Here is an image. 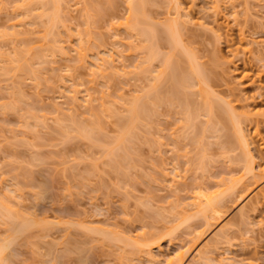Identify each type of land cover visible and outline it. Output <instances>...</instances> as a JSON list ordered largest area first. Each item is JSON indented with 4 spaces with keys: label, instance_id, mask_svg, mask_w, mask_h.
<instances>
[{
    "label": "rangeland",
    "instance_id": "1",
    "mask_svg": "<svg viewBox=\"0 0 264 264\" xmlns=\"http://www.w3.org/2000/svg\"><path fill=\"white\" fill-rule=\"evenodd\" d=\"M46 1L0 0V203L9 205L11 212H14L13 216L17 215L16 218L12 216L14 219L12 221H17L19 224V221L21 223L27 219L34 224L23 234H26L28 239L25 240V236L20 235L15 243L5 250L7 251L5 262L0 260V264H121L122 262L125 264L131 261L132 264H150L151 262L144 257L146 254L142 255L149 249L158 256V259L163 260L165 256L174 254L173 252L182 246V243L183 245H187L186 242L191 243L190 238L195 233L192 229L196 231L199 227L202 228V217L198 214L201 218L194 215L192 202L189 203L193 201L191 194H195V190L204 185L209 186L208 191L210 188L213 191L217 190L220 186L219 189L224 188V185L227 186L225 182H230L226 178L239 176L242 171L244 172L245 165L249 164V161L245 160V155L241 154L243 152L238 148V142L234 140L236 136L232 121L224 119L223 123H220L212 119L210 128L213 130L217 126L216 130L210 131L208 127L210 132L205 131L208 129H205L203 124L207 116L203 118L204 111L201 110L199 113L202 112L203 115H198L199 117L196 115L195 125L190 121L191 125L188 122L190 128L185 127L187 121H183L184 116L181 113L185 114V111H182L185 107L183 106L185 95L181 93L182 98L180 94L177 97L173 96L180 102L175 103V99L172 98L171 106L170 101L166 99L164 101L167 103L163 101L162 106L158 102L160 107L157 103L158 110L154 108L157 104L152 106L154 110L147 104V108L151 110L148 112L152 115H148L149 120L145 118L146 110L145 114H141L144 118L139 117L142 121L137 119L138 123L135 119L131 124L130 135L127 137L128 131L122 136L120 131L122 122L124 121V125L125 120L127 121L126 117L128 118L130 114L126 108L132 104L130 102L132 98L135 99V94L140 96L149 91L151 87L148 88L150 86L148 82H152L156 73H159L157 78L163 77L162 75L165 78L164 81L163 78L159 81L154 79L155 83L159 82L158 84L161 85L167 83L168 75L167 72L163 74L165 71L162 70L161 55H165L168 50L167 53H170V49H167L170 45H166L169 40L160 28L163 29L161 24L168 18L169 21L178 19L177 16L180 14L173 18L176 15L174 1L147 0L148 3L142 5L143 7L145 5V9H142L145 10L143 12L147 17L145 19L151 18V20L146 26L147 22H145V27H141L148 29L152 24L156 27L154 30L158 39L153 46L157 52L160 50L159 54L161 53L155 56H161V60L155 57L152 60L150 55L149 61L153 62L151 65L142 64L141 59L147 51H150L147 48L151 47V42H154L153 31L147 32V38L151 34L148 40L151 42L146 43L149 46L146 47L143 45L145 41L147 42L145 37H139L138 32L141 27L135 29L124 27L130 20L129 17L126 21L129 5L124 3L125 0H55L54 2H58L54 3L53 7L50 1V4H46ZM219 1L221 3L216 2L220 5L219 7L217 5V11L214 8V0H180L183 6L180 11L183 10L184 12L181 13L185 15L181 19L179 17L180 23L183 22L182 20L186 23L187 15L192 18H188L186 27L180 26V31L183 29L180 35L186 44L184 46L187 50L191 49V53L195 52L193 54L197 55L196 61L200 62L197 63L205 67L202 69L205 70L203 78L204 75L206 79L209 76L206 81L210 80L211 88L220 94H218L220 100L217 94L216 98L211 97L216 99L213 100L216 101L215 105L220 103L218 106L225 108L221 101L224 99V102L228 101L229 106L235 107L239 112L252 108L253 111L261 112V115L264 112V0ZM49 12L53 17L48 16ZM179 19L176 21L179 22ZM152 21L160 22L156 25L160 24L161 27L159 28ZM142 35L144 36L145 33ZM240 36L245 37L241 38L247 39L250 45L255 43L250 46L253 49L248 50H253L252 54L246 49L244 53V48L248 47L245 43V46L242 44L243 50L239 45V50H242L240 52L238 50L239 53L234 50ZM58 47L62 48V52ZM180 49L178 48L180 51L178 53H182ZM178 53H175V57L179 55ZM107 54L110 58L105 56V59L108 57L114 61L111 60L113 64L108 59L102 61V63H110L108 66L106 64L103 66L97 56L104 58L103 55ZM146 57L149 56L146 54ZM185 60H187L186 56L185 59L181 57L178 62L179 64L184 62L180 65L187 71L188 65ZM96 64H99L100 68L99 65L96 67ZM140 69L146 74H141ZM156 70H162L163 73ZM196 81L197 79L193 80V83ZM196 83L195 86H198ZM197 86L193 87L196 91ZM201 93L199 95L195 93L194 98H190L192 104H203L205 93ZM71 94L75 95L77 101L75 97H71ZM186 95L189 97L187 92ZM196 95L198 97L203 95V98H198ZM73 98L75 100H71ZM83 101H89L92 106H86L89 107L86 109L85 104L89 103ZM80 103L84 106L82 104L80 106ZM73 104H75L74 108L71 107ZM150 104L152 103L149 102ZM115 113L118 115L116 116ZM93 120L100 126H98L99 132L97 128L90 131L89 126H92L90 123ZM260 122L257 123L259 125L257 130L254 129L257 125L253 124V120L250 125L246 124V128L249 126L250 134H253L254 130L258 132L254 137L257 141L254 140L253 152L257 159L255 162L264 166V121ZM79 124L83 125L79 126ZM67 126L70 128L68 129ZM81 126L89 129L86 131L87 134L96 131L104 136L101 134V137L96 132L93 136L90 133L91 137H97L92 142V139L87 137L89 135L82 134L86 132H80ZM193 126H195L194 131ZM197 127L201 131H195ZM75 128H78L79 133ZM201 128L205 133H202ZM64 129L69 135L64 133ZM122 133H124L123 128ZM120 134L126 137L123 138L126 142L122 140L124 150L122 143L116 144L119 152L117 156L115 154L113 156L117 159L112 156L111 159L107 151L111 152L108 150L110 148L113 152L116 151L113 147ZM117 136L118 138L112 140ZM196 136L204 138V141L198 139L203 143L202 146L196 141ZM130 137L132 139H128ZM191 137L193 139L195 137V142ZM230 140L233 141L230 143ZM129 142H132L131 145ZM107 158L112 162L115 160V163L117 160L118 164H116L120 169L116 164L118 169L107 165L110 161ZM120 159L124 162L122 163ZM127 162L129 166L125 167ZM117 170L123 173L116 172ZM247 177H245L247 181L244 182L253 186L246 197L239 203H236L235 198L229 200L231 203L226 202L225 215L194 244L193 249L204 246L221 227L231 222L228 225L234 227L230 232V240L224 243L226 245L218 247L219 251L216 249L215 253L213 252L214 263L211 261L210 264H264V201L259 204L256 211L253 210L255 212L248 211L250 223L247 219L245 221L247 223L243 224L239 221L238 215L240 207L247 205V208L244 207L247 211L250 201L253 202V197L264 187V176L257 177L256 183H252V177ZM220 182L224 185H220ZM212 190L210 192H213ZM181 200L183 202L189 200V204L184 202L188 207L183 208V206L177 210L180 206H175V202L181 205L183 203ZM0 210L3 211L1 205ZM184 211L185 215H183ZM1 213L3 215V212ZM190 214L193 216L189 218ZM2 215L0 214V240L1 238L3 240L0 243L11 237L10 229L6 228L14 223ZM186 215L189 219H186ZM174 216L180 217L181 221ZM181 217L186 220L182 222ZM86 225L108 230L110 234L116 235L114 236L116 239H111L112 234L111 238L106 237L107 235L104 238L96 231L92 233L87 230ZM10 227L13 230L14 225ZM93 229L99 228L93 227ZM188 232L190 235L187 234ZM117 235L121 236V240L118 238L120 241H116ZM126 235L131 236L130 242L128 239V242L126 241L128 238ZM123 236L126 238L124 239ZM133 239H136L133 242L137 245L133 244ZM146 243L149 245H143ZM133 246H136L132 249L136 252L141 246L138 251L142 249L145 251H141V255L140 252L137 253L139 255L133 256L132 253L127 255L126 253ZM122 254L128 257L125 256V259Z\"/></svg>",
    "mask_w": 264,
    "mask_h": 264
},
{
    "label": "bare ground",
    "instance_id": "2",
    "mask_svg": "<svg viewBox=\"0 0 264 264\" xmlns=\"http://www.w3.org/2000/svg\"><path fill=\"white\" fill-rule=\"evenodd\" d=\"M44 1H46V0H44ZM48 1V2H47ZM45 3L47 4V3H49V1H50V3H51V6L53 7L54 5V3L55 4H57V2H54L55 0H47ZM148 1H150V0H148ZM148 1L147 0H125L124 1V3H128L127 5H129L128 7H129V15L127 14V18H126V21L128 20V18L130 17V20L133 22H131L130 20H129V22H126V24H125V26L124 27H126L127 28V26L129 27V28H127V29H130V28H132V29H135V27H141V26H143V27H145L147 24H148V22L151 20V18H150V20H149V18L148 19H145V17L146 16H144L145 15V13H143L144 11L142 10L144 7H145V5H144V7L142 6L144 3H148ZM174 1V5H175V7H174V9H175V11L176 12H174V14L176 13V15H174V17L173 18H175L176 16H177V14H182L183 15V13H181V11L182 12H184L183 10H181L180 11V9H181V7H183V6H181L182 4H181V2H180V0L178 1V0H173ZM214 2H215V6H214V8H216L215 10H217V8L220 6L219 4H217L218 2H220L219 0H214ZM217 2V3H216ZM42 3H44V2H42ZM49 3V4H50ZM221 3V2H220ZM213 4V3H212ZM173 5V6H174ZM217 5H218V7H217ZM47 6V5H46ZM172 6V5H171ZM43 7H45L44 5H43ZM57 7V6H56ZM49 8V7H48ZM53 9V8H52ZM145 9V8H144ZM183 9V8H182ZM51 10V9H50ZM214 10V9H213ZM47 11H48V9H47ZM187 11V10H186ZM218 11V10H217ZM217 11H215V12H217ZM43 12H45L44 10H43ZM180 12V13H179ZM128 13V12H127ZM186 14L188 13V12H185ZM184 13V14H185ZM47 14V13H46ZM49 14L50 15H48L49 17L50 16H52V14L49 12ZM55 14V13H54ZM147 15V14H146ZM180 15H178L177 17H178V19H179V17H180V19H181V17H184L185 15H183V16H180ZM189 15H187L185 18V20H187L186 21V23L184 22V20H182L183 22L182 23H180L181 22V20L179 21V22H177L178 21V19L176 18V19H173V20H170L169 21V18H168V20L165 22V23H163V24H161V25H163V29H162V27L160 26V24L159 25H156L157 23H160V22H156L155 23V21L153 22L156 26H158L160 29H161V31H163V33L164 34H166L165 35V37L167 36V38H168V40H169V43L167 44V42H166V45H170L167 49H170V53H167V52H169V50L167 51V52H165V55L163 54V55H161L160 57L161 58H163L162 60H161V58L160 57H155V56H158V54H159V52H160V50H159V52H157L156 51V49H155V47L153 46V45H155L156 44V39H158V38H156V36L157 35H155V26L152 24V26L150 25H148L149 27H148V29L147 28H143L142 29V27L139 29L140 30V32H138L139 33V37L140 36H142L143 38L145 37V39L147 40V42L145 41L144 43L145 44H143V45H145L146 47H149L148 46V44L146 45V43H150L148 40L150 39V36H151V34H149L150 36H148V38H147V32L149 33H151V31H153L152 32V38H153V36H154V38H153V40L152 41H154V42H151V47L150 48H147V49H150V51H147L148 53L149 52H151V53H145V56L144 57H146V54L149 56V57H146L145 59H144V57H143V59H141V60H145V61H147V58H149L148 59V61L150 60V55H151V58H153V57H155V58H160V60H161V64L163 65H160V66H162L163 67V71H165V73H163V71L162 70H160V71H157L156 70V72H161L162 71V73L163 74H166V72H167V75L168 76H166L167 78H166V80H167V83L166 84H164L163 83V81H164V78H165V76L164 75H162L163 77H158L157 78V75L159 74H157L156 73V77H154V75H152L153 77H154V79H158V81L159 80H161L162 78H163V81H162V83L164 84H162L161 85V83L160 84H158V83H155L153 80L154 79H152V82L151 83H149L148 82V84L150 85L148 88H150V90L149 91H146V93H144V94H141L140 96H137V94H135V99L133 100V98L131 99V102L130 103H132V104H130V105H128V108H126L127 109V111H129V116H128V113H126L127 114V116H128V118L126 117V119H127V121L125 120V124L123 125V122H122V125H123V127H122V125H121V129H120V131H121V134H122V136H125L126 135V133L128 132V135H127V137L130 135L129 133H130V127H131V124L133 123V122H135L134 120L136 119V121H137V119L139 120V121H142L139 117L141 116V114L143 113V114H145V112H146V110H147V115L145 116V118L147 117V119L149 120V118H148V115H150V113L148 112V111H151V110H149L147 107L148 106H150V108H152L153 110H154V108L156 109V110H158L157 108H158V104L160 103L161 104V106L163 105V101H164V99H166V100H168V102L170 103L169 105L171 106V99L172 98H174L173 96H176L177 97V95H181V93L183 94V95H185L183 98H184V103H183V106L185 105V107H183V110L182 111H185V114H183V112H181V110H180V112L182 113V115L184 116L183 117V121H187L186 122V124H185V122L183 123V124H185V127L187 126H189V124L191 123V122H194L196 119L195 118H197V116L199 115V116H201V115H203V114H201L203 111V113H204V115H203V118H204V116H207L206 118H207V121H206V118H205V123L203 124V125H205V129H208V127H209V129H211L210 131H213V130H216L215 128H217V126L215 127V128H213V130H212V128H210V126H211V122H212V119L214 120H217V121H220V123L222 122L223 123V121L222 120H224V119H226V121L227 120H230V122L233 124L232 126L234 127V129H235V139L234 140H236V142H238V148H240L241 150H242V152L243 153H241V154H244L245 155V157L247 158H245V157H243V158H245V160H248L249 162V164H246L244 167H245V170H244V174L241 172V174L238 176L237 175V177H236V175L235 176H228L229 178H226L227 180L229 179L230 180V182H225V183H227V186H225L224 185V183L222 184L221 182L219 183L220 185L222 184V185H224L223 187L224 188H222V189H217V190H212L211 188H210V190L208 191L207 189H208V187L206 186V185H204L203 187L202 186H199L195 191L196 192H194L195 194H191V196H193V197H191V200H193V201H189V203L190 202H192L191 204L193 205V206H191V207H193V209H194V215L196 216L197 214L199 215V216H201L202 217V219H203V222L202 221H200V223L202 222L203 224H202V228L201 227H199L196 231H194L193 229H192V231L193 232H195L194 233V235H193V233H192V231H191V229H190V232L192 233V235H193V237H191L190 238V244H188L187 242H186V244L187 245H183V243H182V246H179L178 247V249H176V251H174L173 253L174 254H172V255H168V256H165V258H162L163 260H160V258L158 259V256H156L154 253H152L151 251L152 250H147L145 253H143L142 254V252L141 251H145V249H142L141 251H138V250H140L141 248H142V246L141 247H138V250H137V252L135 251V250H132L134 247H136V246H133L132 248H130L131 250H132V252H130L129 250H128V252L126 253L127 255H129V253H132L133 254V256L135 255V254H137V253H139L140 255L142 254V255H144V254H146L144 257H146V259H147V261H149V262H151V263H153V264H210V262L212 261V259H214V257H215V255H213L215 252L214 251H216V249H218V247H220L221 245H223L224 243H226V242H228V240H230V232H231V230L233 229L232 227H234L233 225H228V224H231V222L230 223H227L225 226H223V228L221 227L220 228V230H219V232H217V233H215V235H213L214 237H211L210 239H211V241L209 242V241H207V243L204 245V246H202L201 245V247H199V248H196V249H193V247H194V244L196 243V242H198V239L199 238H201L202 236H203V234H206L207 233V231H209V229L213 226V224H216V222L218 221V220H220L221 219V217L223 216V215H225V213H224V211L226 210V209H224V206H225V204H226V202H229V200H231L232 198H235L236 199V203H239V201H242L245 197H246V195H247V193H249V191H250V188L253 186H251V184L250 183H245L244 182V180L245 181H247V179L245 178V177H247V176H250V177H252V179H253V181L252 180H249V182H251L252 181V183L253 182H255L256 183V181L258 180L257 179V177L258 178H261V176L263 175L264 176V166H261L260 164H259V162H255V152H253V148H254V137H255V135L257 136L258 134V132L257 131H252V133L253 134H250L248 131H249V126L246 128V124L248 123V125H250V123H251V121L253 120V124H255V125H257V127L255 128L254 127V129H256L257 130V128L259 127V125L258 124H260L261 122L260 121H264L263 119H264V115H260V113H259V111H257V110H252V108L251 109H249V108H247V109H243L241 112H239V111H237L236 109H235V107L233 108V106H229V103H228V101H226V102H224V99L223 100H221V101H223L222 102V104H224V106H225V108L223 107H220V106H218V104H220V103H217V105H215V102L213 101V100H216V99H214V98H216V94H217V92L214 90V89H212L211 87H212V85L210 86L209 84H210V80L207 82L206 80L209 78V76L207 77V79H206V77H205V75H204V78H203V74H204V71L205 70H202V69H204L205 67H201V66H203L202 64H198V63H200V62H198V61H196V54H193V53H195V52H192L191 53V49L189 50H187V47H185L186 46V44L184 43V40H182L183 38H182V35H180L181 34V32L183 31V29L180 31V26L181 25H184L185 26V24H187L188 23V18H190V19H192L191 17H188ZM191 16V15H190ZM48 17V18H49ZM53 17V16H52ZM55 17V16H54ZM48 18H47V22H49L48 21ZM147 18V17H146ZM49 19H51V20H53L52 18H49ZM133 19V20H132ZM146 20V21H145ZM166 20V19H165ZM177 20V21H176ZM164 21V20H163ZM50 22H52V21H50ZM54 22V21H53ZM145 22H147L146 24H145ZM55 23V22H54ZM177 23H178V25H177ZM128 24V25H127ZM140 24V26H136V25H139ZM144 24H145V26H144ZM151 24V23H150ZM192 24V23H191ZM132 26V27H131ZM177 26H179V27H177ZM134 27V28H133ZM186 27V26H185ZM185 27H183V28H185ZM219 28V27H218ZM217 28V29H218ZM131 29V30H132ZM141 29H142V34H144L145 33V35L143 36L142 34H141ZM160 29H159V31H160ZM178 29H179V31H178ZM147 30V31H146ZM158 30V29H157ZM220 30V29H219ZM128 31V30H127ZM133 31H135V30H133ZM159 31H158V33H159ZM180 32V33H179ZM131 33V32H130ZM162 33V32H161ZM160 33V34H161ZM162 33V34H163ZM159 34V36H161ZM180 36H179V35ZM217 35V34H216ZM158 36V37H159ZM163 36V35H162ZM220 36V35H219ZM219 36H217V37H219ZM141 37V38H142ZM241 37H243V36H240L238 39H239V42H238V39H237V42L238 43H236V44H238V45H236L235 46V48L237 49H234L236 52L239 50V45H241V48H242V50H243V47L245 46L244 45V43L248 46L247 48L245 47L244 48V53L247 51V52H250L251 54L253 53L252 51L253 50H250V51H248L249 50V48L250 49H253V47L251 48L250 46H252L253 44H255L254 42H253V44L252 45H250L251 43H247V39H243V38H245V37H243V38H241ZM163 38V37H162ZM181 38V39H180ZM159 40H160V38H159ZM165 40H166V38H165ZM164 40V41H165ZM251 40V39H250ZM253 41H254V39H252ZM158 41V40H157ZM161 41V40H160ZM164 41H162L163 43H164ZM256 41V40H255ZM251 42V41H250ZM155 43V44H154ZM258 42H256V46H258V44H257ZM244 46H243V45ZM249 44V45H248ZM160 45H162V43L160 44ZM164 45V44H163ZM185 45V46H184ZM261 45V44H260ZM45 46V45H44ZM238 46V47H237ZM243 46V47H242ZM62 47V46H61ZM146 47H144V49H146ZM41 48H42V46H41ZM58 48H60V47H58ZM83 48V47H82ZM178 48H181L180 50H181V52L186 56V58H187V60H185V61H187V67L188 68H186L187 69V71H185L184 69H183V67L181 66L182 65V63L184 64V62H181L180 64H179V62H178V60L180 61V58L182 57L183 59H185V56L182 54V53H178V52H180V51H178ZM189 48V47H188ZM61 50V52H62V48H60ZM176 49V50H175ZM245 49H246V51H245ZM43 50H45V48H43ZM175 50V51H174ZM241 50V49H240ZM240 50H239V52H240ZM241 50V51H242ZM259 50V49H258ZM264 50V49H263ZM233 51V50H232ZM178 53L179 55V59L177 60L176 58L178 57L177 56V54H176V56L177 57H175V53ZM239 52H237V53H239ZM44 53V52H43ZM235 53V52H234ZM249 53V54H250ZM259 53H260V51H259ZM108 54H110V52L108 53ZM103 55L104 56V58H102L101 56H97V58L100 60V62L99 63H102V61L104 62V61H106L107 59H108V61L111 63V60H113L114 61V59H109L110 57H109V55ZM112 54V53H111ZM161 54V53H160ZM159 54V55H160ZM184 57H183V56ZM195 55V56H194ZM105 56H108L107 57V59H105L106 57ZM113 56V55H112ZM113 58V57H112ZM98 60V61H99ZM152 60H154V58L152 59ZM152 60H151V62L149 61H147L146 63H145V61L143 62V61H141L142 62V64L144 63V64H148V63H150V65H151V63H153L152 62ZM157 60V59H156ZM183 61V60H182ZM96 62V61H95ZM163 62V63H162ZM198 62V63H197ZM97 63V62H96ZM110 63H108V62H106V63H102L101 65H109ZM111 64H113V62L111 63ZM140 64V63H139ZM21 65H22V63H21ZM97 66L96 67H98V65L99 64H96ZM149 65V64H148ZM201 65V66H200ZM95 66V65H94ZM106 66V67H107ZM114 66V65H113ZM113 66H111V67H113ZM137 66V65H136ZM142 66H144V65H142ZM185 66V65H184ZM111 67H109V68H111ZM138 68H139V66H137ZM141 67V66H140ZM148 67H150L151 68V66H148ZM98 68H100V65H99V67ZM98 68H95V69H98ZM108 68V67H107ZM142 68V67H141ZM21 70H22V67H21ZM99 70V69H98ZM97 70V71H98ZM146 70V69H145ZM167 70V71H166ZM95 71V70H94ZM148 71V70H147ZM7 72V71H6ZM96 72V71H95ZM140 72H142L141 74H144V71H141V69H140ZM149 72H151V71H149ZM154 72V71H153ZM155 73V72H154ZM146 74V73H145ZM144 74V75H145ZM150 74V73H149ZM152 76H150V77H152ZM152 77V78H153ZM197 79V83L196 84H198V86H197V91L199 92V93H201V92H203V94L205 93V95H204V101L202 100V102H203V104L201 105V104H199V105H201V106H199V105H197L196 103H194V104H192L191 103V100H190V98H194V96H195V93H197V95H199V93L195 90V88H196V86H195V83H193V80L195 81V79ZM211 83H212V81H211ZM152 84V85H151ZM193 84H194V86H193ZM193 87H195V88H193ZM263 87H264V84H263ZM147 88V87H146ZM147 88V89H148ZM191 90H190V89ZM258 88H259V85H258ZM146 89V90H147ZM187 89H188V91H187ZM193 89H194V91H193ZM260 89H262V88H260ZM140 90V89H139ZM143 90H144V88H143ZM141 91V90H140ZM145 91V90H144ZM191 92V95H190V92ZM194 93H193V92ZM186 92L189 94V97L186 95ZM140 93V92H139ZM139 93H138V95H139ZM142 93V92H141ZM193 94V95H192ZM202 94V93H201ZM219 94V93H218ZM217 94V98L220 100L221 99V97H218L219 95ZM75 95H76V93H75ZM75 95H72L71 94V97H75ZM171 95H172V97H171ZM196 95V97H198ZM89 95H87V97H88ZM215 96V97H214ZM70 97V96H69ZM70 97V98H71ZM170 97V98H169ZM176 97L174 98L175 100L174 101H176L175 103H179L180 101H177L176 100ZM181 98H182V95L180 96ZM199 97H202L203 98V95H201V96H199ZM198 97V98H199ZM211 97H214V98H211ZM69 98V99H70ZM197 98V99H198ZM75 99H76V97H75ZM74 98L73 99H71V100H75ZM85 99H87V98H85ZM84 99V100H85ZM87 100H89V98L87 99ZM194 101H198V100H195V99H193ZM76 101H77V99H76ZM91 101V100H90ZM174 101L172 100V102L174 103ZM72 102H74V101H72ZM72 102H70L71 104H72ZM89 104L87 105V104H85V107L86 106H89V107H91L90 106V102L89 101H87ZM86 101H83V103H87ZM149 102H151L152 104H150L149 105ZM159 102V103H158ZM165 103H167L166 101H164ZM199 102H201V101H198V103ZM201 102V103H202ZM75 103V102H74ZM158 103V104H157ZM230 103H231V101H230ZM76 104V103H75ZM75 104H73L71 107H73ZM81 104L82 103H80V106H81ZM147 104H148V106H147ZM156 105L157 104V107H154L153 105ZM160 104H159V107H160ZM181 104V103H180ZM180 104H177V105H180ZM226 104V105H225ZM232 104V103H231ZM78 105V104H77ZM83 105V104H82ZM167 105V104H166ZM191 105H193L195 108H192L193 106H191ZM199 106V107H197V106ZM84 106V105H83ZM130 106V107H129ZM154 108H153V107ZM175 106V105H174ZM70 107V109H72ZM84 107V108H85ZM88 107V108H89ZM169 107V106H168ZM177 107V106H176ZM181 107V106H180ZM197 107V108H196ZM220 107V108H219ZM74 108V107H73ZM87 107H86V109H88ZM185 108V109H184ZM180 109H182V108H180ZM90 110H92L91 108H90ZM152 110V111H153ZM202 110V112L201 113H199L200 111ZM235 110H236V112H235ZM88 111V110H87ZM94 111V110H93ZM125 112H126V110H125ZM124 112V113H125ZM158 112V111H157ZM178 112V111H177ZM238 112V113H237ZM88 113H90V112H88ZM92 113V112H91ZM95 114V113H94ZM116 114V113H115ZM142 114V115H143ZM118 115V113L116 114V116ZM120 115V114H119ZM181 115V116H182ZM197 115V116H196ZM259 115H260V117H259ZM94 116H97V115H94ZM125 116V115H124ZM123 116V118L125 119V117ZM150 116H152V115H150ZM198 116V117H199ZM119 118H121L120 116H118ZM142 117V116H141ZM97 118V117H96ZM96 118H94V119H96ZM122 118V119H123ZM142 118H144V117H142ZM194 118V119H193ZM87 119H89V118H87ZM86 119V120H87ZM146 119V120H147ZM192 119H193V121H192ZM89 120H91V117H90V119ZM88 120V121H89ZM98 120V119H97ZM100 120V119H99ZM144 120V119H143ZM181 120V119H180ZM197 120H199V119H197ZM139 121H137L138 123H139ZM191 121V122H190ZM256 123H255V122ZM90 122V121H89ZM88 122V123H89ZM95 121L93 120V121H91V127L89 126V128H90V131H92V130H96V128L98 129L100 126L99 125H97L98 123L96 122V123H94ZM136 122V123H137ZM188 122H189V124H188ZM199 122V121H198ZM258 122H260V123H258ZM75 123H76V121H75ZM83 123H84V125H85V122L83 121ZM141 123V122H140ZM147 125H148V123L147 122H145ZM144 123V124H145ZM210 124L209 126L207 125V124ZM219 123V122H218ZM219 123V124H220ZM258 123V124H257ZM78 124V123H77ZM76 124V125H77ZM87 124V123H86ZM89 124V125H90ZM94 124V125H93ZM100 124V123H99ZM102 124V123H101ZM100 124V125H101ZM145 124V125H146ZM193 124V123H192ZM73 125H74V123H73ZM73 125H71V126H73ZM75 125V126H76ZM80 125H83V124H79V126ZM135 125V124H134ZM146 125V126H147ZM191 125V124H190ZM193 125H195V122H194V124ZM216 125V124H215ZM70 126V125H69ZM70 126V127H71ZM86 127H88V125H85ZM95 127V128H92V127ZM99 126V127H98ZM202 126V125H201ZM212 126H214V124L212 125ZM222 126V128H223V125H221ZM224 126H225V124H224ZM70 127H68L67 126V128L69 129ZM74 127V126H73ZM84 126H81V128H79L80 129V132H86V131H89V129L87 130V128L86 127H84L85 128V130H84V128H83ZM192 127V126H191ZM195 126H193V128H192V130L194 131V128ZM202 127H204V126H202ZM226 127V126H225ZM229 127V126H228ZM67 128H66V130H67ZM122 128H123V131H124V133H122ZM189 128H190V126H189ZM198 128V129H197ZM196 128V130L195 131H201V130H199V127H197ZM220 128V127H219ZM75 129H77V133H79V130H78V128H75ZM135 129V128H134ZM202 129V128H201ZM209 129L208 130H205V131H208V132H210L209 131ZM248 129V130H247ZM65 130V129H64ZM65 130V131H66ZM71 130V129H70ZM73 130V129H72ZM71 130V131H72ZM81 130H84V131H81ZM104 130V129H103ZM187 130H188V128H187ZM192 130H191V132H192ZM222 130H224V128L222 129ZM227 130V129H226ZM64 131V133L65 134H68V132L66 133ZM73 131H75V130H73ZM100 130L98 129V132H99ZM76 132V131H75ZM96 132V131H95ZM95 132H93V134L91 133V132H88V134H87V132L86 133H82L83 135L85 134V135H89L90 133H91V135H95L94 133ZM190 132V133H191ZM204 131H203V129H202V133H203ZM214 132V131H213ZM212 132V133H213ZM217 132V131H216ZM218 132H219V130H218ZM229 132V131H228ZM97 133V132H96ZM105 133V132H104ZM193 133V132H192ZM199 134H201V132H198ZM205 133V132H204ZM207 133V132H206ZM212 133H209L210 134V136H213L212 135ZM227 133V132H226ZM225 133V134H226ZM76 134V133H75ZM98 134V133H97ZM102 134V133H101ZM101 134H98V135H100L101 136ZM106 134V133H105ZM121 134H120V137L118 138V136L117 137H115V138H113L112 140H114V139H116V138H118L117 140H115V141H117L116 143H114V145H115V147H113V148H116V151L115 152H113L112 151V148H110V149H108V150H111V152H112V155H111V152L110 151H107V152H109V154H110V156H109V158H111V156L114 158L115 156H113L114 154L116 155V154H118L117 152H119V151H117V150H119V148H117L118 147V145H117V147H116V144H120V143H122V149H123V141H125L126 142V140H124L123 138H126V137H122L121 136ZM123 134H125V135H123ZM197 134V133H196ZM208 134V135H209ZM69 135V134H68ZM78 135V134H77ZM91 135H89V136H87L88 138H91L92 139V142H94L93 140L94 139H97V137H91ZM103 135V134H102ZM194 135V134H193ZM203 135V134H202ZM201 135V136H202ZM205 136H206V134H204ZM234 135H232V136H234ZM97 136V135H96ZM104 136V135H103ZM209 136V137H210ZM225 136V135H224ZM229 136H230V134H229ZM102 137V136H101ZM219 137V136H218ZM100 138V137H99ZM192 138V137H191ZM196 141L197 142H199L198 144H201V146H202V140L204 139H202V137H197L196 136ZM199 138H201V139H199ZM205 138H207V137H205ZM214 138V137H213ZM215 138H216V136H215ZM227 138V137H226ZM230 138V137H229ZM102 139V138H101ZM128 139H132L131 137L130 138H128ZM198 139L199 140H201V141H198ZM111 140V141H112ZM123 140V141H122ZM157 140H159V138L157 139ZM194 140V142H195V137H194V139L192 138V141ZM91 141V140H90ZM96 141H98V140H96ZM95 141V142H96ZM115 141H112V142H115ZM130 141V140H129ZM204 141V140H203ZM233 141V140H232ZM231 140L229 141L230 143L232 142ZM255 141H257V140H255ZM130 143V142H129ZM129 143H128V146H129ZM132 143V142H131ZM131 143H130V145H131ZM193 143V142H192ZM233 143H235V142H233ZM126 144V143H125ZM158 145H159V143H157ZM161 144V143H160ZM196 144V143H195ZM209 144V143H208ZM236 144V143H235ZM121 145V144H120ZM223 145H225V144H223ZM230 145H232V144H230ZM194 146H199V145H194ZM121 147V146H120ZM204 148H205V146H204ZM106 149V148H105ZM197 149V148H196ZM224 149V148H223ZM226 149H229V148H226ZM237 149V148H236ZM107 150V149H106ZM105 150V151H106ZM124 150V149H123ZM128 151H129V149H127ZM127 150H125L126 152H127ZM206 150V149H205ZM199 151H201V150H199ZM106 152V154L107 155H109L108 153ZM205 152V156H207V154H206V151H204ZM120 153H121V151H120ZM128 153V152H127ZM259 153V152H258ZM257 153V154H258ZM123 154V153H122ZM129 154V153H128ZM199 154H201V152H199ZM203 154V153H202ZM204 155V154H203ZM202 155V156H203ZM117 156V155H116ZM120 156V155H119ZM122 156V155H121ZM126 156V158H127V155H125ZM124 157V156H123ZM109 158H107V160H110ZM122 158V157H121ZM112 159V158H111ZM114 159H117V157L116 158H114ZM119 159V158H118ZM122 159H125V158H122ZM231 159V158H230ZM235 159V158H234ZM121 160V159H120ZM126 160V159H125ZM202 160H203V157H202ZM257 160V159H256ZM115 161V160H114ZM113 161V162H114ZM107 163H108V161H106ZM111 160L109 161V163H111V164H107V165H110L111 167L113 166V169H114V167H120L119 165H117L118 163H117V160H116V163L114 162L113 163ZM120 162V161H119ZM121 162L123 163L124 161H122L121 160ZM120 162V163H121ZM130 162V161H129ZM129 162H127V165H125V167H127V166H129L128 164H129ZM236 162V161H235ZM240 162V161H239ZM247 161H245V163H246ZM121 163V164H122ZM257 163V164H256ZM115 164H116V166H115ZM106 165V166H107ZM131 165V164H130ZM110 166H108L109 168H110ZM116 167V168H117ZM117 168V169H118ZM122 168V167H121ZM175 168V167H174ZM112 169V168H111ZM120 169V168H119ZM173 169V168H172ZM122 170H124L123 168H122ZM243 170V169H242ZM174 171H175V169H174ZM116 172H120V170L118 171H116ZM176 172V171H175ZM121 174L123 173V172H120ZM177 174H178V172H177ZM230 175V174H229ZM175 176V175H174ZM177 176V175H176ZM179 177V176H178ZM236 177V178H235ZM245 178V179H244ZM248 178V177H247ZM172 179V178H171ZM174 179V178H173ZM226 179L225 178H223V180L224 181H226ZM251 179V178H250ZM222 180V179H221ZM228 180V181H229ZM218 184V183H217ZM205 187V188H204ZM207 187V188H206ZM216 187H218V186H216ZM215 189V188H214ZM252 189V188H251ZM213 191V192H216V193H213V192H210V191ZM219 190V191H218ZM221 190V191H220ZM260 193L258 194V195H255L253 198H254V200H253V202H252V200L250 201L251 202V204L249 205V208L247 209V211H246V209H244V207L245 208H247L246 206L247 205H245L244 207H240V209H239V211H240V214H238L239 215V221H242V223L244 224V222L245 221H247V219H248V221H249V217H250V215L248 216V211L250 212L251 210L253 211V210H255L256 211V209L258 208V206H259V204L261 203V202H263L264 201V187L263 188H261L260 189V191H259ZM8 197V196H7ZM188 197V196H187ZM177 201V200H176ZM178 201H180V200H178ZM182 201V200H181ZM188 201H184V202H186V203H188ZM8 202V201H7ZM183 202V201H182ZM184 202L180 205H178L176 202H175V206L177 205V206H180L177 210H179V209H181V207H183V208H185V206H186V208L188 207V204H185L184 205ZM234 202V201H233ZM178 203H181V202H178ZM229 203H231V202H229ZM236 203H234L235 205H236ZM174 204V203H173ZM233 204V203H232ZM0 205H1V207H2V209H3V211H1V212H3V215H2V213L0 212V214L4 217V215L7 217V218H9L10 219V221H12V220H14L13 219V217H15L16 218V216H13V214L12 213H14V212H11L12 210L11 209H9V208H11V207H8L9 205H6L5 206V203L3 202H1L0 203ZM174 206V207H175ZM227 206V205H226ZM225 206V207H226ZM182 208V209H183ZM192 209V208H191ZM224 209V210H223ZM176 210V209H175ZM187 210V209H186ZM185 210V211H186ZM182 211V210H181ZM183 212L184 214L183 215H185V213L186 212ZM255 211H253V212H255ZM180 212V211H179ZM176 214V213H175ZM192 214V213H191ZM188 215L189 216V218L190 217H192L193 215ZM179 215V214H178ZM197 215V217H199ZM13 216V217H12ZM180 216V215H179ZM174 217H176V216H174ZM184 217V216H183ZM185 217H187V215L185 216ZM201 217H199V218H201ZM1 218V217H0ZM5 218V217H4ZM176 218H178L177 220H179V221H181L180 220V217H176ZM175 218V219H176ZM182 218V217H181ZM188 217L186 218V219H189ZM9 219H7L8 221H9ZM23 220H24V218H22ZM185 219V220H186ZM5 220V219H4ZM6 220V221H7ZM17 220V219H16ZM21 220V219H20ZM183 218H182V222H183ZM184 220V221H185ZM9 221V223L8 224H10L11 222ZM25 221V220H24ZM5 222V221H4ZM12 222H14V221H12ZM26 222H28V223H26ZM251 222V220L248 222V223H250ZM6 223V222H5ZM179 223H181V222H179ZM235 223V222H234ZM245 223H247V222H245ZM91 224V223H90ZM236 224H238V223H236ZM6 225H7V223H6ZM12 225H14V227H12L13 228V230H11V227L9 228V226H12ZM10 224L9 226H8V228H6V229H10V234L9 235H11V237L8 239V240H6V241H4V242H2V243H0V260H1V262L3 261V262H5V256H6V253H7V251L5 252V250H7V248L8 247H10V246H12V244L13 243H15V241L17 240V238L18 237H20V235H23L24 233H26L27 231H29L31 228V226L32 225H34L32 222H30V220L28 221L27 219H26V221L25 222H23V221H21V223H20V221H19V224H18V222L17 221H15L13 224ZM235 225V224H234ZM85 226V225H84ZM90 225H88V227H87V225H86V227L88 228L87 230L88 231H92V233H93V231H96V233H100L101 234V236L103 235V237L105 238V235H107L106 237H112L111 239H114L115 237L114 236H116V235H113L112 233V236H111V234H110V231H108V230H103V228H102V230H100L101 229V227H98V226H94V225H92V226H90ZM199 226H201V225H199ZM33 227V226H32ZM93 227L95 228V229H97V228H99V229H97V230H94L93 229ZM196 227V226H195ZM225 227V228H224ZM236 227H237V225H236ZM90 228V229H89ZM91 229H93V230H91ZM199 230V231H198ZM236 230V229H235ZM12 231H13V234H12ZM99 231V232H98ZM105 231H108V232H105ZM233 231V230H232ZM9 232V231H8ZM190 232H188L187 234H189L190 235ZM206 232V233H205ZM30 233V232H29ZM26 235V234H25ZM25 235H23V236H25ZM27 235H28V233H27ZM110 235V236H109ZM120 235H117V240L116 241H120L121 240V236L119 237ZM125 236V235H124ZM123 236V237H124ZM128 235H126V237H127ZM233 236V235H232ZM102 237V238H103ZM126 237H124V239L126 238ZM130 237V238H129ZM24 238V237H23ZM26 236H25V240H26ZM103 238V239H104ZM120 240H119V239ZM2 240H3V238H1ZM28 239V238H27ZM116 239V238H115ZM123 239V238H122ZM127 239L129 240V242H130V240L132 239L131 238V236H128V238H126V241H127ZM2 240H0V242L2 241ZM136 240V239H135ZM134 239L132 240V242L133 241H135ZM112 241V240H111ZM188 241V242H189ZM122 242V241H121ZM128 242V241H127ZM132 242H131V244H132ZM230 242V241H229ZM123 243V242H122ZM133 244H136V242H133ZM230 244V243H229ZM137 245V244H136ZM143 245H145V246H148L149 245V243H146V244H143ZM150 245H152L151 243H150ZM224 245H226V244H224ZM223 245V246H224ZM227 245H228V243H227ZM118 246V245H117ZM13 247H15V246H13ZM152 247V246H151ZM157 247H159V246H157ZM120 248V247H119ZM127 248V247H126ZM140 248V249H139ZM15 249V248H14ZM122 249V248H121ZM123 249H125V248H123ZM135 249H137V248H135ZM220 249H218V251H219ZM125 251V250H124ZM123 251V252H124ZM214 252V253H213ZM122 253V252H121ZM125 253V252H124ZM217 253V252H216ZM67 254V253H66ZM119 254L120 253H118V256H119ZM139 254H137V255H139ZM124 255V258H125V256H127V255H125V254H122V256ZM131 255V254H130ZM121 257V256H120ZM128 257V256H127ZM139 257V256H138ZM188 257H190V258H188ZM123 258V259H124ZM137 258V257H136ZM126 259V258H125ZM132 259V258H131ZM219 259H221V258H219ZM230 259V258H229ZM133 260H134V258H133ZM225 260H226V258H225ZM214 261V260H213ZM212 261V263H214ZM222 261V260H221ZM220 261V262H221ZM126 262V261H125ZM236 262V261H235ZM120 263V262H119ZM127 263V262H126ZM125 263V264H126ZM150 263V264H151ZM230 263H232V261L230 262ZM121 264H123V262L121 263ZM127 264H132V261H131V263H127ZM224 264V263H223ZM227 264V263H226ZM233 264V263H232ZM242 264H244V263H242Z\"/></svg>",
    "mask_w": 264,
    "mask_h": 264
}]
</instances>
